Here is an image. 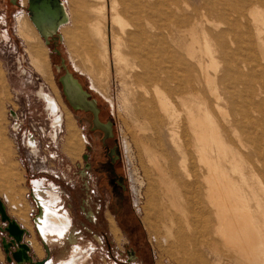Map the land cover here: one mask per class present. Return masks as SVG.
Instances as JSON below:
<instances>
[{
  "label": "bare ground",
  "instance_id": "6f19581e",
  "mask_svg": "<svg viewBox=\"0 0 264 264\" xmlns=\"http://www.w3.org/2000/svg\"><path fill=\"white\" fill-rule=\"evenodd\" d=\"M69 1L68 12L62 0H29L28 17L43 37L72 23L63 29L70 42V58L87 71L94 90L107 94V57L111 51L116 69L123 61L126 67H139L142 70L135 74L136 82H160L157 84L166 91L153 84L154 98H145L149 89L144 90L142 100L137 98L144 101L137 110L158 128L166 126L179 156L178 171L185 181H179L172 161H168V173L164 174L167 187L158 197L157 186L153 184L148 190L142 217L148 232L157 233L155 219L161 211L169 228L175 227L176 250L186 252L176 264H204L198 252L188 251L184 240L211 233L212 227L243 264H264V100L260 98L264 95V34L258 26L262 21L251 20L254 14L248 13L251 18H247L238 12L239 0H202L205 8L223 19L224 27L211 18H182L187 14L184 9L190 8L185 0L184 9L175 5L177 0H110L109 10L106 4H89V0ZM256 16L263 20L261 14ZM19 23L22 38L35 41L28 25ZM126 56L134 58L136 64ZM193 71L198 78L191 77ZM198 79L205 85L206 95L200 92ZM62 80L75 107H91L85 91L69 73ZM67 126L70 140L71 121ZM28 144L33 146L32 139ZM33 196L45 210L35 218L42 237L62 238L69 217L65 211L53 209L56 195L49 189L41 192L34 188ZM180 198L185 202H179ZM178 207L185 216V228L174 219ZM18 225L9 222L15 235ZM206 252L211 264H217L216 245Z\"/></svg>",
  "mask_w": 264,
  "mask_h": 264
},
{
  "label": "rangeland",
  "instance_id": "374dc122",
  "mask_svg": "<svg viewBox=\"0 0 264 264\" xmlns=\"http://www.w3.org/2000/svg\"><path fill=\"white\" fill-rule=\"evenodd\" d=\"M62 1L69 12L70 1ZM182 1L177 0L175 5L183 8ZM185 1L190 8H183L187 14L182 18L192 19L196 15L226 26L222 18L205 8L202 0ZM239 2L238 12L247 18H251L250 13L254 14L251 20L262 21L258 26L264 34V2ZM89 4H106L109 10L110 0H89ZM28 11L26 0H0V201L5 213L24 229L20 242L27 244L29 256V261L20 263L12 258L16 243L10 242L11 237L3 229L6 220L0 219V264H37L36 261L41 264H176L186 252L176 250L175 227L169 228L161 211L156 216L158 220L155 219L157 233L148 232L142 221L151 185L157 186V197L167 187L164 174L168 173V161H172L179 181H185L178 171L179 156L166 126L160 129L138 112L143 96L154 98V85L166 93L164 86L156 81L138 79L136 82L135 74L142 69L126 67L124 61L116 69L110 51L112 42H109V87L107 94L101 95L92 88L87 71L77 67L70 58V42L63 35V29L72 23L43 37L33 27ZM82 11L89 13L88 9ZM255 13L261 14L263 20ZM109 20L107 16L108 30ZM19 22L28 25L35 41L22 38ZM110 29L118 31L116 26ZM127 59L135 61L131 56H126ZM64 70H69L88 92V97L94 99L96 117L110 122V136L104 138L101 130L89 129L90 111H84L87 113L82 116L80 110H73L66 103L59 84ZM191 77L198 78L195 71ZM198 81L200 92L206 95L205 85ZM254 84L260 85L256 81ZM144 90L147 95H143ZM139 96L141 100L137 99ZM260 98L264 100V95ZM176 108L180 109L178 105ZM69 121L72 124L70 140L67 139ZM29 139L33 146L28 144ZM34 188L52 191L57 197L53 209L68 215L62 238L46 240L39 232L35 218L45 210L33 196ZM179 202L185 199L180 198ZM175 213L177 225L185 228L182 208L178 207ZM210 230L211 233L195 235L196 238L187 237L184 244L188 251L198 252L204 264H211L206 251L216 245L217 264H243L222 238L214 234V228ZM3 241L8 243L6 247Z\"/></svg>",
  "mask_w": 264,
  "mask_h": 264
},
{
  "label": "water",
  "instance_id": "95a60500",
  "mask_svg": "<svg viewBox=\"0 0 264 264\" xmlns=\"http://www.w3.org/2000/svg\"><path fill=\"white\" fill-rule=\"evenodd\" d=\"M27 3H29L27 1ZM1 203V201H0ZM0 219L1 220H6V225H4L3 229H5L8 233V235L11 237L10 238V242H15L16 243V247L14 250L11 251V256L12 258L20 263L22 261H29V256L27 255V249H28V246L26 243L24 242H20V237H21V234L23 232V228L20 227L18 225V223L16 222V224L19 226L18 228V235H15L10 229H9V222L10 221H15L14 219L10 218L4 211V206L3 204L1 203V207H0ZM4 242V241H3ZM8 243L4 242V246L6 247ZM5 251L7 250L6 248L4 249ZM16 252H18V254H16ZM6 258L9 260V256L7 255ZM37 264H41V261H36Z\"/></svg>",
  "mask_w": 264,
  "mask_h": 264
},
{
  "label": "flooded vegetation",
  "instance_id": "af4514ba",
  "mask_svg": "<svg viewBox=\"0 0 264 264\" xmlns=\"http://www.w3.org/2000/svg\"><path fill=\"white\" fill-rule=\"evenodd\" d=\"M66 74V72H65V70L63 71V74L59 77V80H60V78L62 77V76H64ZM59 84H60V90H61V93H62V96H63V98H64V100L66 101V103L69 105V107L71 108V109H73V110H76V109H78V110H80V113H81V115L83 116V114H86L87 112H84V111H90L91 113H92V117L90 118V122H91V124H90V130L91 129H99V130H101L102 131V137H108V132L107 131H103V129H101V127H98V126H103L104 125V121H100L99 123H95L94 122V117H96V114L94 115V113H93V111L91 110V109H89L90 107H88V108H85V107H82V106H77V107H75L72 103H71V101L69 100V98H68V96H67V94L65 93V91H64V87H63V84H62V82H60L59 81ZM84 89V88H83ZM88 96V95H87ZM86 99L88 100V102H89V104H90V100L92 99V98H90V97H86ZM97 125V126H96ZM85 156V153L84 154H82V157H84Z\"/></svg>",
  "mask_w": 264,
  "mask_h": 264
},
{
  "label": "crops",
  "instance_id": "0c3cea01",
  "mask_svg": "<svg viewBox=\"0 0 264 264\" xmlns=\"http://www.w3.org/2000/svg\"><path fill=\"white\" fill-rule=\"evenodd\" d=\"M29 2V0H26V2ZM27 6H29V3H27ZM65 72H66V74L67 73H69L70 75H71V77L74 79V81H76V83H78L77 85H79V88H80V90L82 91V92H84V93H86V97H88L87 95H88V92L85 90V89H83V87H82V85L80 84V82L72 75V73H70L69 72V70H65ZM65 74V75H66ZM64 76H62L61 77V80H62V78H63ZM62 82V84H63V87H64V91H65V86H64V83H63V80L61 81ZM81 86V87H80ZM66 93V92H65ZM90 105H91V107L89 108V109H91L92 111H93V113H94V115L96 114V111H97V107H96V105H95V101H94V99L92 98L91 100H90ZM70 112V111H69ZM70 114H71V112H70ZM81 114V113H80ZM72 115V114H71ZM73 118V117H72ZM75 121V120H74ZM94 122L96 123H99L100 121H99V119H98V115H97V117H94ZM107 122V123H106ZM97 126V125H96ZM104 126V127H103ZM103 126H98V127H101V129H103V131H106V128H105V126L106 127H108V129H109V134H108V136H110L111 135V128H110V122L109 121H104V125ZM91 127V126H90ZM89 127V128H90ZM107 220H108V229H109V219L107 218ZM110 230V229H109ZM111 232V231H110ZM111 234H112V232H111Z\"/></svg>",
  "mask_w": 264,
  "mask_h": 264
}]
</instances>
